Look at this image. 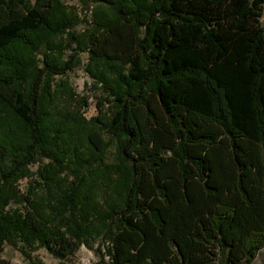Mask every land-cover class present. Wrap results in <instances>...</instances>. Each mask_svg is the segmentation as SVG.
Wrapping results in <instances>:
<instances>
[{"label":"trees","instance_id":"trees-1","mask_svg":"<svg viewBox=\"0 0 264 264\" xmlns=\"http://www.w3.org/2000/svg\"><path fill=\"white\" fill-rule=\"evenodd\" d=\"M92 1L113 11L86 39L112 78L107 122L85 119V98L65 102L45 83L71 68L61 60L71 13L59 0H0L2 201L23 202V212L0 206V253L20 233L66 259L98 232L88 219L65 231L50 221L53 188L67 192L66 158L87 167L68 190L88 210L115 197L97 220L110 228L112 264H252L264 248V0ZM105 132L115 162L87 166L82 146L101 153ZM38 148L54 161L47 190L29 183L18 195L12 181Z\"/></svg>","mask_w":264,"mask_h":264},{"label":"rangeland","instance_id":"rangeland-1","mask_svg":"<svg viewBox=\"0 0 264 264\" xmlns=\"http://www.w3.org/2000/svg\"><path fill=\"white\" fill-rule=\"evenodd\" d=\"M59 1L62 5L60 8L61 14L65 17L71 13V17H73L71 27L64 29L62 34L64 44L61 50L62 65L71 60V68L61 75L46 76L47 89H50L53 94L64 91L60 98L63 99L65 96V102L69 101L68 97L70 95L75 98H85L88 103V107L82 113L85 119L102 114L101 118L107 122L117 107V103L109 91L110 87H112V78L107 72V65L102 62L98 64L90 56L86 48V39L88 33L95 29L96 23L101 25L102 19L113 16V11L106 4L93 3L92 0H88L87 5L80 0ZM260 22L264 27V5ZM41 47L37 56L40 66L42 65L40 59L45 50L44 45ZM68 106L67 111L72 110L71 104ZM104 134L105 145L101 153H90L87 149L88 144L82 146V156L84 158L89 157V162L86 163L87 166L96 168L101 163L115 162V143L108 133L105 132ZM43 137L46 141H49L47 135ZM1 165L0 161V169L3 168ZM50 165H54V161L49 157H45L44 151L38 148L34 154V161L30 162L26 166V170L12 181L13 187L18 191V195L25 193L29 183L35 187L37 195L41 194V190H47L41 185L44 183L46 168ZM81 165L82 163L71 162L66 158L60 165L59 175L61 178L66 179L65 187L67 192L63 193L58 188H53L56 198L52 200V203H57L59 209L58 211L48 209V213L49 211L52 212L50 221H53V224H57L61 231H65L66 228L73 226L71 221L74 219L81 222L84 219H88L92 225L100 227L98 232L91 235H81L79 238L81 240L79 249L74 255L66 259H60L51 254L42 245L40 239L34 237L27 239L18 233L12 239L4 240L2 244L3 250L0 253V264H112L110 240L105 232L108 229L110 231V228L108 226V229L104 226L102 227L97 220L104 214V207L108 208L110 207L109 204L113 205L115 203V197L109 196L108 193L104 194L103 200L100 199V206L95 210H88L86 205L83 206V203L76 197L75 192L71 193L68 190V186H76L80 177L86 174L87 167L84 170ZM81 171L84 172L81 173ZM6 187L0 181V206H3L4 211L23 212V202H20L19 196L11 199L8 204L3 203L2 199L9 195ZM85 225L86 223L82 224L83 228ZM216 264H224V260L221 259ZM252 264H264V248L260 250L259 255Z\"/></svg>","mask_w":264,"mask_h":264}]
</instances>
